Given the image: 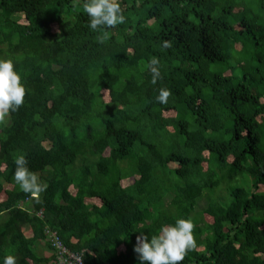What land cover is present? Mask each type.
<instances>
[{
  "label": "trees",
  "instance_id": "trees-1",
  "mask_svg": "<svg viewBox=\"0 0 264 264\" xmlns=\"http://www.w3.org/2000/svg\"><path fill=\"white\" fill-rule=\"evenodd\" d=\"M84 2L0 0V59L26 88L0 123V260L69 264L57 236L83 264H139L136 237L184 218L204 248L180 264H264V0H119L103 40Z\"/></svg>",
  "mask_w": 264,
  "mask_h": 264
},
{
  "label": "clouds",
  "instance_id": "clouds-1",
  "mask_svg": "<svg viewBox=\"0 0 264 264\" xmlns=\"http://www.w3.org/2000/svg\"><path fill=\"white\" fill-rule=\"evenodd\" d=\"M83 11L89 17L88 27L94 32L102 33L101 40L107 38L108 29L125 22L119 0H85ZM171 46L169 41H164L162 47L167 49ZM158 60L149 62L152 72V83L155 84L160 77ZM171 95L169 89L161 88L156 96L160 104H167ZM26 88L22 83V77L14 68L11 59H0V123H3L10 112L17 111L24 103ZM14 180L24 193L34 198L47 188L40 181L39 176L29 170L28 161L24 155H18L15 160ZM194 224L190 219L178 218L174 224L161 226L158 234L150 239L145 235L136 237L133 251L138 256L139 264H180L188 251L196 247L193 236ZM0 264H16L13 255H7Z\"/></svg>",
  "mask_w": 264,
  "mask_h": 264
},
{
  "label": "rangeland",
  "instance_id": "rangeland-1",
  "mask_svg": "<svg viewBox=\"0 0 264 264\" xmlns=\"http://www.w3.org/2000/svg\"><path fill=\"white\" fill-rule=\"evenodd\" d=\"M104 97H105V99L107 100L108 99V96L104 93ZM171 165H173V164H171ZM177 165V164H176ZM133 182V179L132 178H128V179H123L122 180V186L123 187H125V186H127V185H129V184H131ZM209 195H210V192L209 191H206V194H205V196L200 200V202H199V207H198V209H203V208H205L206 206H207V204H208V202H209ZM3 197H4V194H2V195H0V199L2 200L3 199ZM165 203L166 204H169V199H166L165 200ZM24 231H25V234L27 235V236H29V237H32L33 236V232H32V229H30L29 227H27V226H25L24 227ZM41 243V242H40ZM45 241H44V243H43V245H45ZM64 245V244H63ZM46 246V245H45ZM65 246V245H64ZM195 248H197V249H202L203 250V248H204V246H198V247H195ZM40 249V248H39ZM45 249L47 250V247L46 248H44L43 250H44V252H45ZM69 250V249H68ZM39 255H41V253H40V250H39Z\"/></svg>",
  "mask_w": 264,
  "mask_h": 264
},
{
  "label": "built area",
  "instance_id": "built-area-1",
  "mask_svg": "<svg viewBox=\"0 0 264 264\" xmlns=\"http://www.w3.org/2000/svg\"><path fill=\"white\" fill-rule=\"evenodd\" d=\"M54 247L56 252L60 255V259L69 262V264H83L80 255L71 253L66 246L63 245L62 241L55 237Z\"/></svg>",
  "mask_w": 264,
  "mask_h": 264
},
{
  "label": "crops",
  "instance_id": "crops-1",
  "mask_svg": "<svg viewBox=\"0 0 264 264\" xmlns=\"http://www.w3.org/2000/svg\"><path fill=\"white\" fill-rule=\"evenodd\" d=\"M43 243H44V242H42L41 245H40V246H41V251H40L41 255H44V253H46V252H50V253H52V249H50V248L48 247L49 245L47 244V242L45 243L46 246L43 245ZM46 247H47V250L45 249V252H44L43 249L46 248Z\"/></svg>",
  "mask_w": 264,
  "mask_h": 264
}]
</instances>
